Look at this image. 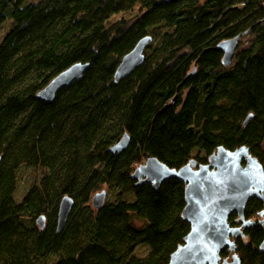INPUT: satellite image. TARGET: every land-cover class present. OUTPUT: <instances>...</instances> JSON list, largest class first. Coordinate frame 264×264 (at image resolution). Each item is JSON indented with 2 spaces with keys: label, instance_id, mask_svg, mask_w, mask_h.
Segmentation results:
<instances>
[{
  "label": "trees",
  "instance_id": "obj_1",
  "mask_svg": "<svg viewBox=\"0 0 264 264\" xmlns=\"http://www.w3.org/2000/svg\"><path fill=\"white\" fill-rule=\"evenodd\" d=\"M7 22L0 264H169L191 230L182 219L186 184L172 178L159 189L139 186L135 169L149 156L170 167L201 165L219 147L242 146L264 166V0H0V28ZM220 24L227 27L218 38L199 46V36ZM239 34L250 42L239 50L240 42L225 66L217 43ZM147 35L144 64L115 82L123 57ZM79 62L89 63L82 77L52 102L38 97ZM125 134L128 148L111 150ZM23 169L41 173L19 196ZM104 187L109 196L96 209L93 196ZM66 195L74 206L59 234ZM263 211L256 197L244 221L231 216L244 232L235 240L242 264H264ZM141 245L150 253L136 258Z\"/></svg>",
  "mask_w": 264,
  "mask_h": 264
},
{
  "label": "water",
  "instance_id": "obj_2",
  "mask_svg": "<svg viewBox=\"0 0 264 264\" xmlns=\"http://www.w3.org/2000/svg\"><path fill=\"white\" fill-rule=\"evenodd\" d=\"M170 2L176 0H168ZM242 34L217 43L216 48L223 52L222 63L230 66L237 54ZM153 37L141 38L135 47L127 53L115 71V82H119L144 64L145 49ZM89 63H75L54 77L50 83L38 92V97L52 102L56 94L64 87L71 85L82 77ZM196 70L194 65L193 71ZM189 74V75H190ZM253 117L250 114L245 124ZM130 143L129 134L111 150L121 153ZM3 155H0V164ZM133 177L138 185L152 184L159 189L163 182L176 178L186 184V206L182 211V219L188 221L191 230L184 238V243L171 254L169 264H242L237 253L235 240L244 236L242 227L232 226L229 216L237 213L244 221L245 209L252 197L264 202V166L251 152L249 147L242 146L234 150L219 147L207 163L197 165L189 162L179 168L170 167L155 156H149L139 165ZM107 197V191L97 192L92 199L96 209H100ZM74 200L66 195L62 198L58 210L57 233L64 229ZM41 228L45 227L46 216L38 220ZM264 225V218L260 221ZM248 225V223H245ZM232 252L231 259L224 258L222 252ZM264 251V240L260 245Z\"/></svg>",
  "mask_w": 264,
  "mask_h": 264
},
{
  "label": "rangeland",
  "instance_id": "obj_3",
  "mask_svg": "<svg viewBox=\"0 0 264 264\" xmlns=\"http://www.w3.org/2000/svg\"><path fill=\"white\" fill-rule=\"evenodd\" d=\"M29 1H34V0H29ZM37 1V0H35ZM123 16V15H121ZM115 18H121L120 15L116 16ZM9 27H10V22H7L5 23L2 28H0V39L2 38V36L5 35V33L9 30ZM227 25L226 24H220L218 25L217 27H215L214 29L212 30H208L206 32H204L203 34H201L199 36V40H198V44L199 46L201 47H207L209 45H211V43L218 38L219 34H220V31L223 30L224 28H226ZM241 49L245 48L248 43L250 42V37L249 36H245L241 39ZM234 62V61H233ZM41 173V171H38V170H35V169H23L21 171V176H20V184H19V190H18V195L21 196L23 195L26 190L29 188V186L38 179L39 177V174ZM102 190H106L107 191V197L109 196V193H108V188L107 187H104L103 189L97 191V192H100ZM96 192V193H97ZM252 198H256V197H252ZM251 198V199H252ZM234 213H232L230 216H229V222L230 224L232 225L231 223V216L233 215ZM237 214V213H236ZM235 225V224H233ZM232 225V226H233ZM150 247L148 246H145V245H141L139 246L135 253H134V256H136V258H143V257H146L149 253H150ZM232 253V252H231Z\"/></svg>",
  "mask_w": 264,
  "mask_h": 264
},
{
  "label": "flooded vegetation",
  "instance_id": "obj_4",
  "mask_svg": "<svg viewBox=\"0 0 264 264\" xmlns=\"http://www.w3.org/2000/svg\"><path fill=\"white\" fill-rule=\"evenodd\" d=\"M263 217H264V211H263ZM241 221H243L242 219H241ZM238 223H241L240 221L238 222ZM233 226H235V227H241V225H233Z\"/></svg>",
  "mask_w": 264,
  "mask_h": 264
}]
</instances>
